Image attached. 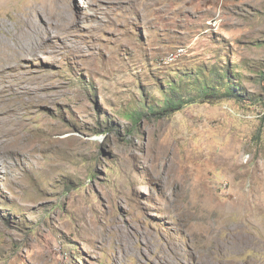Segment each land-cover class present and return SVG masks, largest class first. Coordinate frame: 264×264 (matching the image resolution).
Segmentation results:
<instances>
[{"label":"rangeland","instance_id":"obj_1","mask_svg":"<svg viewBox=\"0 0 264 264\" xmlns=\"http://www.w3.org/2000/svg\"><path fill=\"white\" fill-rule=\"evenodd\" d=\"M31 21L40 50L1 81L41 96L0 156V264H150L161 247L192 264L203 246L264 264V0H0L4 36Z\"/></svg>","mask_w":264,"mask_h":264},{"label":"bare ground","instance_id":"obj_2","mask_svg":"<svg viewBox=\"0 0 264 264\" xmlns=\"http://www.w3.org/2000/svg\"><path fill=\"white\" fill-rule=\"evenodd\" d=\"M23 32L20 37L12 36L8 38L0 30V156L8 152L17 151L20 146V139H24L23 135L19 133L20 121L17 116L19 109L22 108L20 103L25 100V96H28L29 99L41 96L39 91L41 89L40 84L38 85L32 80H28L27 77L24 80L20 79L16 83L5 81V84H1V81L11 78L10 75L14 74L22 58L34 57L40 50L41 31L36 23L29 22ZM16 139L19 140L14 141ZM210 253L214 257H211ZM174 254H181V251L177 247H172L169 250L167 247H161L157 257L158 261H152L150 264H161L160 262L162 264H172L171 257ZM216 254L217 256L221 255L217 246H203L198 250L189 248V259L192 264H220V259L216 257ZM245 263L263 264L262 260H249ZM138 264L142 263L139 262Z\"/></svg>","mask_w":264,"mask_h":264},{"label":"trees","instance_id":"obj_3","mask_svg":"<svg viewBox=\"0 0 264 264\" xmlns=\"http://www.w3.org/2000/svg\"><path fill=\"white\" fill-rule=\"evenodd\" d=\"M207 89H208V91H205V93H204L205 97L203 99H207L206 97H212L213 99H215V93L212 90V87L210 86ZM216 99H218V98H216ZM181 108H182V104L180 102H178L177 100H171V101H168L162 108L157 109V110H152L151 113L153 115L161 117L164 115H166V116L170 115V114L178 111Z\"/></svg>","mask_w":264,"mask_h":264}]
</instances>
